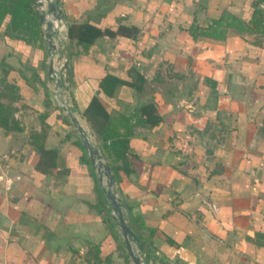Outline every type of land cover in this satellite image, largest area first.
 Returning a JSON list of instances; mask_svg holds the SVG:
<instances>
[{
    "label": "crops",
    "instance_id": "obj_1",
    "mask_svg": "<svg viewBox=\"0 0 264 264\" xmlns=\"http://www.w3.org/2000/svg\"><path fill=\"white\" fill-rule=\"evenodd\" d=\"M255 1L59 0L65 38L51 60L55 68L64 59L65 73L57 97L98 148L95 129L111 123L99 111L85 115L90 98L112 124L128 117L126 129H114L128 139L125 155L99 151L144 264L264 258V34L229 28L214 38L198 29L223 9L247 21ZM257 5L264 14V0ZM3 21L0 92L12 86L16 96H0L15 118L0 126V264H131L53 97L44 25L36 47L2 35ZM81 24L98 29L86 45L76 40ZM105 74L120 79L110 90L99 84Z\"/></svg>",
    "mask_w": 264,
    "mask_h": 264
},
{
    "label": "trees",
    "instance_id": "obj_2",
    "mask_svg": "<svg viewBox=\"0 0 264 264\" xmlns=\"http://www.w3.org/2000/svg\"><path fill=\"white\" fill-rule=\"evenodd\" d=\"M256 0L252 8L251 17L245 21L241 17L223 9L219 17L214 18L205 27H198L199 33L202 35L223 38L229 28L233 29L236 33L243 34L245 32H260L264 34V14L262 9L257 5ZM2 35L13 39L22 41L26 46H39L42 42V28L39 20V14L33 0H0V25L4 22ZM98 33L97 28H91L89 24H81L77 27L76 40L86 45L90 42L94 35ZM136 78L142 82V77L137 75ZM120 79L111 74H105L101 78L99 84L106 90V86L109 85L110 90L116 82ZM134 83V80H130L129 83ZM16 88H6L1 94H7L11 99L16 96ZM145 107H150L149 104H144ZM90 110L99 111L104 117L107 118L108 123H111V127L108 128L107 124L102 126L101 129H95V132L101 137L99 142V148L103 151L104 155L113 154L114 157H123L128 149V139L123 135L119 136L115 131L116 125L127 126L128 117L119 115L115 119V124H112V120L105 112L96 97L92 96L88 102L87 107L84 110L86 116ZM13 107L9 104L4 105L0 101V126L4 129L11 128L15 124V118L12 116ZM157 119V118H155ZM107 123V122H106ZM126 131V130H124ZM47 152V151H46ZM85 160L88 158L85 155ZM109 169L111 166L108 164ZM112 174V172H111ZM113 176V174H112Z\"/></svg>",
    "mask_w": 264,
    "mask_h": 264
},
{
    "label": "water",
    "instance_id": "obj_3",
    "mask_svg": "<svg viewBox=\"0 0 264 264\" xmlns=\"http://www.w3.org/2000/svg\"><path fill=\"white\" fill-rule=\"evenodd\" d=\"M34 4L38 7L39 20L44 25L43 36L47 43V75L49 79H53L55 83V90L53 97L57 101L59 107L63 110L68 117L74 131L76 132L82 148L87 154L90 166L96 176L105 201L111 211V218L119 229L122 241L125 247L126 255L131 264H144L140 252L141 245L136 235L131 231L127 222L124 219L121 201L116 195L114 180L109 169L108 164L103 160L102 155L96 142L92 139L89 131L80 123L77 115L71 110L70 106L57 97V91L63 84L59 72L53 68L51 55L52 51L56 49V44L53 37L58 35V32L53 28V20H63V14L59 7V0H33ZM45 4V9L49 12L50 16L46 17V12L42 7ZM62 49L59 48L58 52L61 53Z\"/></svg>",
    "mask_w": 264,
    "mask_h": 264
},
{
    "label": "built area",
    "instance_id": "obj_4",
    "mask_svg": "<svg viewBox=\"0 0 264 264\" xmlns=\"http://www.w3.org/2000/svg\"><path fill=\"white\" fill-rule=\"evenodd\" d=\"M53 28H55L58 32V35L56 37H54V42L56 44V47L62 48L63 45V41L65 38V27H64V23L61 19H54L53 20ZM55 69L59 72L60 74V78L62 79L63 75H64V59H61L60 61L57 62ZM3 158L7 157L6 153L2 154ZM8 180H10L9 177H7ZM251 264H264V258L262 260H255L252 261Z\"/></svg>",
    "mask_w": 264,
    "mask_h": 264
},
{
    "label": "rangeland",
    "instance_id": "obj_5",
    "mask_svg": "<svg viewBox=\"0 0 264 264\" xmlns=\"http://www.w3.org/2000/svg\"><path fill=\"white\" fill-rule=\"evenodd\" d=\"M64 67H65V65H64ZM65 73V72H64Z\"/></svg>",
    "mask_w": 264,
    "mask_h": 264
}]
</instances>
